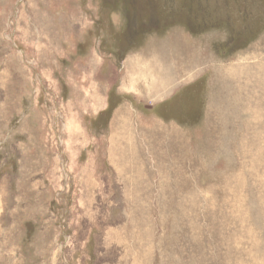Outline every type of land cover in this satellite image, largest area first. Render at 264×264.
Masks as SVG:
<instances>
[{
  "label": "rangeland",
  "instance_id": "1",
  "mask_svg": "<svg viewBox=\"0 0 264 264\" xmlns=\"http://www.w3.org/2000/svg\"><path fill=\"white\" fill-rule=\"evenodd\" d=\"M262 58L264 0H0V264H264Z\"/></svg>",
  "mask_w": 264,
  "mask_h": 264
},
{
  "label": "crops",
  "instance_id": "2",
  "mask_svg": "<svg viewBox=\"0 0 264 264\" xmlns=\"http://www.w3.org/2000/svg\"><path fill=\"white\" fill-rule=\"evenodd\" d=\"M131 61L132 58L125 61V66L127 70ZM153 65H154L153 63L151 65H148L149 77L147 78L146 76H144L140 79V82H142L143 85H140L139 87L136 84V82H138V79L132 73L133 74V76L131 74L132 83L128 84V82H130V78L126 77L123 79L122 82H120L121 86H119V89L122 92H129L130 90H132L140 98H144L145 100H147L152 104L161 105L159 101L172 97V95H174L176 92L178 94L180 88L186 85L187 83L186 81H188V76H189L188 71L182 72L181 70H174L175 68L173 67V68H169L168 71L164 68L161 72L159 71L156 73H152L150 66ZM156 65L158 70L160 64L157 62ZM127 74H129L128 71ZM181 82H186V83L183 84ZM144 83L146 84L144 85Z\"/></svg>",
  "mask_w": 264,
  "mask_h": 264
},
{
  "label": "bare ground",
  "instance_id": "3",
  "mask_svg": "<svg viewBox=\"0 0 264 264\" xmlns=\"http://www.w3.org/2000/svg\"><path fill=\"white\" fill-rule=\"evenodd\" d=\"M192 46H193V45H192ZM201 47H202V46H201ZM258 47H259V46H258ZM201 49H202V48H201ZM194 50H195V49H194ZM198 51H199V50H198ZM157 54H158V53H157ZM209 55H210V54H209ZM159 56H160V55H159ZM94 57H95V56H94ZM210 59H211V58H210ZM262 59H264V58H262ZM205 61H206V60H205ZM243 62H244V61H243ZM160 63H161V62H160ZM228 63H229V62H228ZM236 63H237V62H236ZM160 66H161V65H160ZM213 67H214V66H213ZM213 70H214V69H213ZM252 71H253V70H252ZM160 74H161V73H160ZM129 75H130V74H129ZM189 77H190V76H189ZM229 77H230V76H229ZM159 78H160V77H159ZM159 78H158V79H159ZM168 80H169V79H168ZM252 80H253V79H252ZM252 80H251V81H252ZM210 84H211V83H210ZM248 84H249V83H248ZM239 85H240V84H239ZM248 86H249V85H248ZM262 86H263V85H262ZM245 87H247V86H245ZM252 88H253V87H252ZM235 89L237 90V88H235ZM240 90H241V89H240ZM259 90H260V89H259ZM216 92H217V91H216ZM263 92H264V91H263ZM144 93H145V92H144ZM209 94H210V93H209ZM237 94H238V93H237ZM256 94H257V93H256ZM257 95H258V94H257ZM257 95H256V96H257ZM260 95H261V94H260ZM262 95H263V93H262ZM228 97H229V96H228ZM248 97H249V96H248ZM260 98H262V97H260ZM263 98H264V97H263ZM246 100H247V99H246ZM253 102H254V101H253ZM260 103H262V102H260ZM221 105H222V104H221ZM225 105H226V104H225ZM231 105H232V104H231ZM228 106H229V105H228ZM120 108H121V107H120ZM119 110H120V109H119ZM241 110H242V109H241ZM263 110H264V109H263ZM261 111H262V110H261ZM261 111H260V112H261ZM242 112H243V111H242ZM261 113H262V112H261ZM204 114H205V113H204ZM232 114H233V113H232ZM222 117H223V116H222ZM231 117H232V116H231ZM210 118H211V117H210ZM240 118H241V117H240ZM158 122H159V121H158ZM128 124H129V123H128ZM151 128H152V127H151ZM211 128H212V127H211ZM169 131H170V130H169ZM177 132H178V131H177ZM135 134H136V133H135ZM238 137H239V136H238ZM135 138H136V137H135ZM142 138H143V137H142ZM145 141H146V140H145ZM164 141H165V140H164ZM166 142H167V141H166ZM158 143H159V142H158ZM170 143H171V142H170ZM141 144H142V143H141ZM137 146H138V145H137ZM177 146H178V145H177ZM110 148H111V147H110ZM173 149H174V148H173ZM123 157H124V156H123ZM259 221H260V220H259ZM259 225H260V224H259ZM261 226H262V225H261ZM261 226H260V227H261ZM261 257H262V255H261ZM221 258H222V257H221ZM263 258H264V255H263ZM263 258H262V259H263ZM225 259H226V258H225ZM198 263H199V262H198Z\"/></svg>",
  "mask_w": 264,
  "mask_h": 264
},
{
  "label": "trees",
  "instance_id": "4",
  "mask_svg": "<svg viewBox=\"0 0 264 264\" xmlns=\"http://www.w3.org/2000/svg\"><path fill=\"white\" fill-rule=\"evenodd\" d=\"M247 31H244V33H246Z\"/></svg>",
  "mask_w": 264,
  "mask_h": 264
}]
</instances>
